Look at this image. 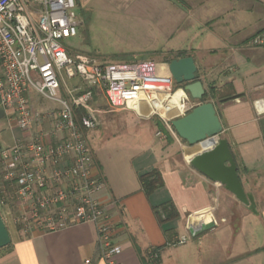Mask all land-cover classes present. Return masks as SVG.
<instances>
[{
    "label": "built area",
    "instance_id": "2783aa9c",
    "mask_svg": "<svg viewBox=\"0 0 264 264\" xmlns=\"http://www.w3.org/2000/svg\"><path fill=\"white\" fill-rule=\"evenodd\" d=\"M81 23L76 0H0V108L23 131V138L1 152L4 179L16 184L18 195L33 200L38 227L93 223L101 257L107 264H122L116 225L97 197L103 181L92 173L85 134L99 125L93 101L100 94L110 107L139 116H150L162 102L167 112L178 108L172 116L188 113L193 104L184 86L182 109L172 99L165 101L179 92L177 83L153 60L106 63L70 49L66 41ZM246 45L264 48V28ZM65 77L79 82L68 85ZM35 94L57 107L33 106ZM78 109L84 110L79 118ZM192 234L176 237L169 246L186 244Z\"/></svg>",
    "mask_w": 264,
    "mask_h": 264
},
{
    "label": "rangeland",
    "instance_id": "374dc122",
    "mask_svg": "<svg viewBox=\"0 0 264 264\" xmlns=\"http://www.w3.org/2000/svg\"><path fill=\"white\" fill-rule=\"evenodd\" d=\"M76 12L82 23L77 35L66 41L70 49L106 63L153 60L164 71H169V63L182 48L198 47L206 49L200 52L208 54L209 49L221 44L219 38L225 37L230 38L229 43L235 45V48L245 47L247 41L241 42V39L264 28V0H76ZM247 54L238 53V61L232 65L237 68L234 77H244L247 85L264 82V48H247ZM231 68L227 66L219 74L215 73L212 81L205 79V89L208 92L205 102L215 104L219 116L224 120V130L220 135L194 146L203 147L208 144L211 147L220 138H226L232 144L249 205L239 201L223 185L208 180L214 196L212 212L215 225L206 230L218 231L223 240L229 241L224 247L229 250L230 257L235 255L232 259H235L236 264H264V249L249 255L252 252L250 249L259 246L263 248L264 245V226L260 224L258 217L260 203L264 201L262 119L259 123L261 131L256 133L249 132L252 128L247 123L237 128L236 137L228 130V116L235 115L241 121L251 115L249 102L238 103L246 101V97L222 101L237 93L231 83H220L232 71ZM201 72L206 71L203 69ZM201 72L197 71V75ZM64 79L68 85L79 82L78 77L73 80L67 77ZM181 88L183 85L179 84L175 88L179 95L182 94ZM175 95L165 101L173 99ZM35 97L44 105L52 104L40 95ZM96 97L97 106L104 115V131H100L101 134H117L96 146V149L113 147L122 151H139L153 142L166 145L175 143L173 153L178 157H185L184 152L193 147L178 136L171 124L172 119L186 113L170 116L165 109H161L165 107L162 102L163 105L158 106L150 116H139L128 108L105 105L101 95ZM189 98L193 107L201 103L191 96ZM6 121L8 119L0 122V214L11 242L0 248V258L10 249L13 240L28 237L36 230H46L38 227L37 217L31 212L33 200L18 195L15 183L8 185L5 182L1 152L11 143L13 133ZM106 121L113 124L107 125ZM14 130L16 135L23 134L18 128ZM88 131L90 130L86 131V137ZM180 231L183 232L184 228H180ZM192 239L193 236L188 242L192 243ZM222 252L224 253V249Z\"/></svg>",
    "mask_w": 264,
    "mask_h": 264
},
{
    "label": "crops",
    "instance_id": "0c3cea01",
    "mask_svg": "<svg viewBox=\"0 0 264 264\" xmlns=\"http://www.w3.org/2000/svg\"><path fill=\"white\" fill-rule=\"evenodd\" d=\"M248 39L249 37L241 39V42ZM219 40L221 44L209 49L208 54L200 52L206 49L192 46L181 50H186L193 56L198 71L201 72L203 69L206 71L198 76L204 87L205 79L212 81L215 73L219 74L227 66L232 67V71H229L220 83L229 82L237 93L244 94L242 98L246 97V101L238 103L249 102L251 115L241 120L242 122L237 120L235 115L228 116L227 128L235 137L237 128L245 123L252 128L249 132H259L261 131L259 123L264 117V104L260 105L257 101L261 100L264 103V82L247 85L244 77L241 79L234 77L237 68L232 66L238 61V53L246 55L247 48L251 47L246 45L235 48L227 37ZM237 41L238 39L235 42ZM215 85L217 86V83ZM35 95L31 99L33 106L43 110L57 107L55 103L44 105ZM101 99L109 106L105 97L102 96ZM97 100L95 97L93 109L96 111L99 125L88 131L87 138L93 156L92 173L100 176L103 181V187L97 193V197L111 215L116 225L115 240L122 246V252L117 256L118 261L122 264H142V256L146 255L150 248L165 245L172 237L193 233L192 243L187 242L180 246L168 245L162 249L159 264H236L235 259H232L235 255L230 257L229 250L224 247L229 241L223 240L218 231L196 232L209 223L205 221L207 216H211V219L214 217L212 212L214 196L208 181L210 179L188 162L187 152L193 147H189L184 152L185 157H178L173 153V148H176L175 143L166 145L162 142H153L139 151L132 149L122 151L113 147L96 149V146L117 135L101 134L100 131H104L102 121L104 115L97 106ZM221 121L224 127L223 118ZM6 122L13 132L11 143L7 145L10 147L17 139L23 138V134L16 135L14 129L20 128L14 122ZM106 123L113 124L111 121ZM48 126L46 125V128H49ZM243 166L245 167L244 164ZM154 168L161 171L164 185L147 195L141 186L139 176ZM167 201L174 203L179 215L161 223L154 207ZM258 214L260 224L264 226V201L260 203ZM196 221H203V224L193 229ZM182 227L183 232L180 231ZM263 249L264 245L263 248L254 247L249 250L252 251L249 255L257 254ZM87 260L89 263L86 262ZM0 264L107 263L100 254L95 225L90 222H80L56 230H36L28 237L13 240L10 249L0 258Z\"/></svg>",
    "mask_w": 264,
    "mask_h": 264
},
{
    "label": "water",
    "instance_id": "95a60500",
    "mask_svg": "<svg viewBox=\"0 0 264 264\" xmlns=\"http://www.w3.org/2000/svg\"><path fill=\"white\" fill-rule=\"evenodd\" d=\"M168 69L175 82L183 85L191 98L201 100L204 97L206 89L203 82L198 78V69L193 56L188 55L171 60ZM243 95V93H236L222 99V101L238 100ZM257 102L259 103L261 100ZM5 115V110L0 108V120ZM171 124L178 136L189 145H196L209 138L216 137L224 130L223 123L213 102H201L188 113L172 119ZM262 135L264 139V128L262 129ZM1 148L0 143V150ZM189 163L211 181L223 185L239 201L249 205V200L238 173L236 158L226 138H220L213 146L204 147L201 151L193 154L189 159ZM214 225V222H209L196 232L199 233ZM10 242L9 231L0 214V248L7 246Z\"/></svg>",
    "mask_w": 264,
    "mask_h": 264
},
{
    "label": "trees",
    "instance_id": "16d2710c",
    "mask_svg": "<svg viewBox=\"0 0 264 264\" xmlns=\"http://www.w3.org/2000/svg\"><path fill=\"white\" fill-rule=\"evenodd\" d=\"M188 55H190V54H188L187 51L182 50L173 59H177V58L188 56ZM206 97H208L207 91H206L204 97L200 100V102H205ZM227 97H229V96H227ZM83 112H84L83 109L77 110L78 118L81 117ZM156 125L160 126L159 123L158 124L156 123ZM160 127L163 128L164 126L163 127L160 126ZM160 127H158V128H160ZM164 129H165V127H164ZM237 164H238V170H239L240 166H239L238 161H237ZM244 169L246 170V167H244ZM139 180H140V183H141L143 190L145 191V193L147 195L151 194L154 190H156L157 188L164 185L162 173L158 168H154V169H152L146 173L141 174L139 176ZM154 210H155V213L157 214L161 223H164L168 220L176 218L179 215L178 210L172 201H167V202H165L159 206H156V207H154ZM174 238H176V236L168 239L167 243L165 245L150 248L147 251L146 255L142 256V264H159L160 263V253H161L162 249H164L166 246L171 244L174 241L173 240ZM156 253L158 254L157 257H154V258L151 257L150 258V256H153V254H156Z\"/></svg>",
    "mask_w": 264,
    "mask_h": 264
},
{
    "label": "bare ground",
    "instance_id": "6f19581e",
    "mask_svg": "<svg viewBox=\"0 0 264 264\" xmlns=\"http://www.w3.org/2000/svg\"><path fill=\"white\" fill-rule=\"evenodd\" d=\"M179 92L177 93V95H175L174 97H173V99H172V103L173 104H181L180 105V108L182 109V103L181 102H179ZM159 106V105H158ZM162 110H164L165 108H161ZM180 110V109H179ZM176 112H179L178 111V108H175V109H172V110H168V112H167V114H169L170 116H172L174 113H176ZM192 147V146H191ZM204 147H210V145H204L203 147H199V146H197V147H194V145H193V148L192 149H190L188 152H187V159L189 160L191 157H192V155L193 154H195V153H197V152H199V151H201ZM211 220V216H207L206 218H205V221H210ZM197 222V221H196ZM202 224H203V221H200V222H197L194 226H193V229H196L197 227H201L202 226Z\"/></svg>",
    "mask_w": 264,
    "mask_h": 264
},
{
    "label": "flooded vegetation",
    "instance_id": "af4514ba",
    "mask_svg": "<svg viewBox=\"0 0 264 264\" xmlns=\"http://www.w3.org/2000/svg\"><path fill=\"white\" fill-rule=\"evenodd\" d=\"M261 102H262V103H258V104H260V105H261V104H264L263 101H261ZM6 118H7V117H6V115H5V117L2 118V119L0 120V122H1V121H4ZM261 123H262V129H263V128H264V117H263ZM0 143H1V141H0ZM1 144H2V143H1ZM1 149H2V148H1Z\"/></svg>",
    "mask_w": 264,
    "mask_h": 264
}]
</instances>
